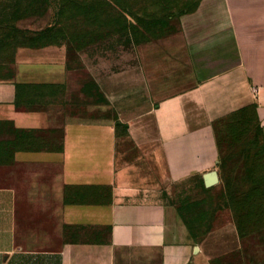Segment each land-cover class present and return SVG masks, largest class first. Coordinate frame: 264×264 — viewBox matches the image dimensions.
<instances>
[{"label":"crops","instance_id":"0c3cea01","mask_svg":"<svg viewBox=\"0 0 264 264\" xmlns=\"http://www.w3.org/2000/svg\"><path fill=\"white\" fill-rule=\"evenodd\" d=\"M179 27L190 81L163 91L137 48L134 80L107 91L21 30L0 72V264H213L241 247L234 223L201 233L183 208L220 182V121L247 113L264 144V0H199Z\"/></svg>","mask_w":264,"mask_h":264},{"label":"rangeland","instance_id":"374dc122","mask_svg":"<svg viewBox=\"0 0 264 264\" xmlns=\"http://www.w3.org/2000/svg\"><path fill=\"white\" fill-rule=\"evenodd\" d=\"M197 1L0 0V72H6L19 33L28 29L35 38L27 36V43L66 44L71 63L87 64L105 77L107 91L134 80L130 63L135 64L136 48L139 61L152 60L145 68L153 70L150 77L158 90L183 86L190 71L178 16ZM255 127L247 113L215 126L220 183L185 199L183 212L196 229L198 218L202 221L201 233L229 222L238 226L241 247L215 264H264V155ZM229 182L239 204L222 207Z\"/></svg>","mask_w":264,"mask_h":264},{"label":"trees","instance_id":"16d2710c","mask_svg":"<svg viewBox=\"0 0 264 264\" xmlns=\"http://www.w3.org/2000/svg\"><path fill=\"white\" fill-rule=\"evenodd\" d=\"M199 1V0H198ZM197 1V2H198ZM197 5V3L195 4V6ZM194 6V7H195ZM193 7V8H194ZM192 8V9H193ZM192 9H190V10H192ZM189 10V11H190ZM188 12V11H187ZM184 13H186V12H184ZM184 13H182V14H184ZM182 14H180L178 17L180 18L181 17V15ZM20 30V29H19ZM32 38H35V36L34 37H32ZM32 38H29V39H32ZM252 121H253V119H252ZM254 122V121H253ZM256 125V124H255ZM255 129H258V132H259V134H260V129H259V127L258 126H256L255 127ZM261 141V140H260ZM261 144H262V146H261V148H260V156L261 155H264V144L261 142ZM219 161H220V158H219ZM220 175V174H219ZM264 178V177H263ZM220 180H221V177H220ZM259 180H261V179H259ZM220 183V182H219ZM204 189H207L208 190V188H204ZM210 189V188H209ZM236 188L234 187V184L233 183H231V182H229V184H228V187H227V190H226V193H225V197H224V199H223V201H222V207H226V206H229V205H238L239 204V202L238 201H236V198H237V196H236ZM236 227H237V230H238V233H239V236H240V232H239V229H238V226H237V224H236ZM241 239V238H240ZM219 259H221V258H219ZM217 260L218 259H216V260H214L213 261V264H215V262H217Z\"/></svg>","mask_w":264,"mask_h":264},{"label":"water","instance_id":"95a60500","mask_svg":"<svg viewBox=\"0 0 264 264\" xmlns=\"http://www.w3.org/2000/svg\"><path fill=\"white\" fill-rule=\"evenodd\" d=\"M204 181H205V185L207 187L216 184L218 182L217 172L214 170V171H210V172L206 173L204 176Z\"/></svg>","mask_w":264,"mask_h":264}]
</instances>
